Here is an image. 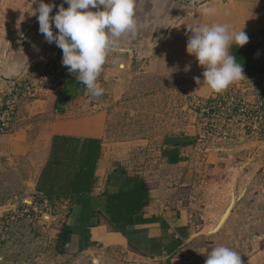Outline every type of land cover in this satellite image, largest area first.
<instances>
[{
  "label": "rangeland",
  "instance_id": "obj_1",
  "mask_svg": "<svg viewBox=\"0 0 264 264\" xmlns=\"http://www.w3.org/2000/svg\"><path fill=\"white\" fill-rule=\"evenodd\" d=\"M233 1L236 0H187L188 11L199 20L205 6L220 3L226 6ZM252 1L255 6L264 3V0ZM39 2L0 0L1 71L8 66L7 73L3 74L6 76L0 75V113L9 102L16 104L9 132L1 134L3 131L0 130V136L14 133L21 107L26 111L38 99L48 98L53 92L61 94L69 77L76 78L78 75L70 73L62 64V49L55 42L48 43L40 33L39 13L36 11ZM44 3L56 5L50 16L58 12L61 4L69 7L65 0H44ZM52 27L54 34L57 33L54 22ZM260 32L264 34V30ZM9 44L6 52L4 47ZM26 44L33 47L28 50L29 53L27 51L24 61L20 59L23 56L17 46L25 48ZM10 48L15 52L11 54ZM116 54L114 52L113 55ZM133 60L136 61L135 58ZM110 66L104 65L103 70ZM148 74H154V71H147ZM100 81L101 76L98 83ZM139 83L143 89L151 85L152 93L158 96L149 99L146 95L148 92L144 90L138 92L141 95L139 98H132L134 93L131 87L122 100L127 108L68 109V114L60 116V130L83 134L81 120H91V127L87 128L86 133L93 131L100 134L106 145L121 143L126 146L123 150L126 163L133 164L135 171L147 174L144 178L159 210L168 207L191 220L195 236L183 247L186 252L185 264H205L206 255L217 245H225L239 252L242 264H264V134H260L257 140L248 130L243 134L238 128L230 127V137L226 139L230 141L212 142L204 134L207 130L198 115L202 113L198 111L199 108L194 109L193 104L198 98L210 99L213 90L207 96H197L190 94L189 85L184 80ZM238 83L236 81L230 86L237 87ZM254 83L257 87L262 86L256 81ZM180 116L183 126H179ZM47 118L51 117L41 120ZM37 120L40 123V119ZM174 127L187 130L191 151L187 163L169 166L159 151L163 137ZM40 141L29 155L31 160L38 155L40 148L44 150ZM212 155L224 160L213 162L215 157ZM26 165L20 162L3 171L0 203L5 198L7 202L3 206L0 204V263L103 264L100 256L104 248L99 243L91 246V252L89 246L86 250L81 245V251L74 253L69 261L59 258L62 252L58 237L63 236L69 227V230L77 229H74L73 217L76 220L83 213L74 210V201L48 198L37 188L35 193L21 195L18 191L20 175L27 173L28 182L34 181ZM6 174H13L14 181L11 182ZM95 217L91 219L89 227L99 223V217ZM109 227L114 230L111 225Z\"/></svg>",
  "mask_w": 264,
  "mask_h": 264
},
{
  "label": "crops",
  "instance_id": "obj_2",
  "mask_svg": "<svg viewBox=\"0 0 264 264\" xmlns=\"http://www.w3.org/2000/svg\"><path fill=\"white\" fill-rule=\"evenodd\" d=\"M211 7L216 9L214 14L206 15L202 10L201 19L196 20L193 17L194 13L188 11L187 0H136L137 33L134 37L130 36L122 41L121 47L124 51H116V55H113L114 52L109 55L105 65L111 66L105 67L100 75L99 85L104 89L103 94L94 97L86 91L85 85L79 83L76 78L71 79L66 83L61 94L53 92L48 98L38 99L26 111H23L24 107H21L16 118L14 133L0 136V184H3L4 180L3 171L19 165L20 162L27 163L26 168L32 172L33 183H30L32 180L28 182L27 173H23L18 178L20 181L18 191L21 195L35 193L53 137L75 140L79 143L76 147L81 146L80 144L85 140L95 142L91 146L94 153L92 156L94 168L89 192L76 200H71L69 197L54 198L59 201H74V210L83 213L78 217V219L81 217L79 220L73 217L74 229H77L69 230V227L63 236L58 237L62 252L59 255L60 259L69 261L74 253L88 246L91 252L92 247L99 243L104 248L100 256L103 264H177L179 261L180 264L186 263L184 262L186 252L183 247L195 236L191 220L168 207L159 210L149 184L144 178L147 174L135 171L133 164L126 163V154H123L125 145L121 143L106 145L101 140L100 134L93 131L86 133L87 128L91 127V120H81L83 134L63 132L60 130V116L64 117L73 108H85V110L87 108L100 110L101 108L102 110L103 108H127V104H124L125 101L122 100L131 87L134 93L132 98H139L141 95L138 92L144 90L148 92L146 95L149 99L151 96H158L157 93H152L151 85L143 89L139 83L141 81L184 80L189 85L190 94L207 96L212 89L206 85H198L194 80V77L199 76L203 81L204 68L199 65L194 53L187 47V40L191 35L188 27L194 23L220 22L229 23L237 31L243 29L247 35L264 30V3L255 6L252 0H236L226 6L220 3ZM196 14L198 16V13ZM9 47L10 44L4 47L6 52ZM32 47L30 44H26L25 48L17 46L18 51L21 49L23 56L20 59L25 61L27 51ZM11 48L12 54L15 50ZM7 68L8 66H4L2 71L0 69L2 77L6 76L3 74L7 73ZM147 71H154V74L146 75ZM139 86L141 89H138ZM48 116L51 118L41 120ZM37 119H40V123ZM181 121L180 116L179 126H183ZM175 127L169 134H165L159 151L161 158L169 166L187 163L191 151L187 130L183 131ZM40 139L44 150L41 151L40 148L38 155L31 160L29 155ZM212 156L215 157L213 162L224 160L215 155ZM122 172H125L128 177H138L145 181L148 187V203L142 208L140 214L133 217L132 224L120 233L109 227L108 216L104 213L101 204L102 194L107 189L111 191V187L115 190L120 187L125 188ZM6 175L11 178V182L14 181L13 174ZM6 202L5 198L1 201V206ZM88 209L99 217L97 225L88 226L91 219H96L93 214H88ZM81 245L83 247L80 248Z\"/></svg>",
  "mask_w": 264,
  "mask_h": 264
},
{
  "label": "clouds",
  "instance_id": "obj_3",
  "mask_svg": "<svg viewBox=\"0 0 264 264\" xmlns=\"http://www.w3.org/2000/svg\"><path fill=\"white\" fill-rule=\"evenodd\" d=\"M35 2V0H34ZM69 5L59 6L58 12L50 16L55 4L40 0L39 31L48 43L55 42L62 49V64L70 73H78L76 79L86 86L94 97L103 94L100 77L109 55L124 51L122 41L137 33L136 0H65ZM90 8L97 9L96 11ZM216 9L205 6L206 15ZM53 22L58 32L54 34ZM191 35L187 47L194 53L204 68L203 81L194 77L198 85H206L216 92L226 90L230 84L244 79L241 63L231 54L233 44L240 47L249 42L242 30L233 29L229 23H194L188 27ZM205 264H242L241 255L225 246H215L207 255Z\"/></svg>",
  "mask_w": 264,
  "mask_h": 264
},
{
  "label": "trees",
  "instance_id": "obj_4",
  "mask_svg": "<svg viewBox=\"0 0 264 264\" xmlns=\"http://www.w3.org/2000/svg\"><path fill=\"white\" fill-rule=\"evenodd\" d=\"M231 54L242 64L246 75L264 73V62L258 59L249 43L242 47L234 44L231 47ZM71 79L75 78L70 76L67 82ZM77 144L79 143L75 140L58 136L51 139L50 149L37 185V190L43 195L51 199L69 197L71 200H76L89 192L94 168L92 157L94 153L91 146L95 142L85 140L80 144L81 146H77L78 148ZM122 173L125 188L120 187L115 190L111 187V191L107 189L108 191L102 194L101 204L104 213L108 216L109 224L120 233L132 224L133 217L140 214L148 203V187L145 181ZM88 214L95 216L91 209H88Z\"/></svg>",
  "mask_w": 264,
  "mask_h": 264
},
{
  "label": "built area",
  "instance_id": "obj_5",
  "mask_svg": "<svg viewBox=\"0 0 264 264\" xmlns=\"http://www.w3.org/2000/svg\"><path fill=\"white\" fill-rule=\"evenodd\" d=\"M248 43L253 47L258 59L264 62V34L255 32L249 36ZM245 76L239 80L237 87L229 85L221 95L213 90L210 99L195 100L193 108H199L198 111L202 113L198 115L207 130L204 134L211 138L212 142L230 141L231 139L226 140L230 137V127L238 128L243 134L248 130L257 140L260 134H264V73ZM255 81L262 86H255ZM4 108L0 113V130L3 131L1 134L9 132L16 104L9 102Z\"/></svg>",
  "mask_w": 264,
  "mask_h": 264
}]
</instances>
